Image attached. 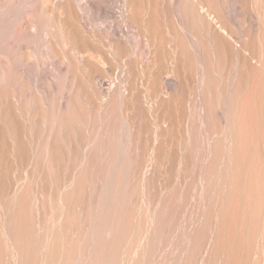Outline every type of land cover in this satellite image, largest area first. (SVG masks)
<instances>
[{"label":"bare ground","instance_id":"bare-ground-1","mask_svg":"<svg viewBox=\"0 0 264 264\" xmlns=\"http://www.w3.org/2000/svg\"><path fill=\"white\" fill-rule=\"evenodd\" d=\"M0 264H264V0H0Z\"/></svg>","mask_w":264,"mask_h":264},{"label":"rangeland","instance_id":"rangeland-1","mask_svg":"<svg viewBox=\"0 0 264 264\" xmlns=\"http://www.w3.org/2000/svg\"><path fill=\"white\" fill-rule=\"evenodd\" d=\"M111 3H107V7H105V8H107V9H105L104 8V11L105 12H107L106 14H102L104 11L103 10H101L100 12H99V14L97 13V14H95L96 16H94L95 17V21L96 20H98V21H96L97 22V24H98V22H99V24H100V27H109V26H111V23H113V25L115 24V19H116V17L120 14L119 13V11H120V9H116V8H119L118 7V4L115 6V4L116 3H112L111 5H110ZM110 6L111 7H113L114 6V8H112L111 10L113 11V12H110ZM109 8V9H108ZM118 11V12H117ZM104 12V13H105ZM116 12V13H115ZM119 13V14H118ZM110 14H111V16H110ZM113 14V15H112ZM99 15H100V17H99ZM108 15V16H107ZM99 17V18H98ZM114 17V18H113ZM111 18H113V21H112V19ZM104 20V21H103ZM111 20V21H110ZM104 23V24H102V23ZM107 24V25H106ZM109 24V25H108ZM102 25V26H101ZM125 26V25H124ZM121 29L123 30V32H125V33H127L126 32V30L127 31H129L130 30V32H128V34L130 35V33H131V35L130 36H133V35H135V30L134 29H132V28H128L127 26H125V28L123 27V26H121ZM125 30V31H124ZM132 30V31H131ZM134 32V33H133ZM111 63V64H110ZM110 64V65H109ZM106 65H108V66H106ZM115 63H113V65H112V62H109V63H106L105 64V66H106V69H108V72L110 73L111 71V73H113V74H110V75H112V76H116L117 74H118V72H119V70H120V68L119 67H117L116 69H113V68H115V66H117V65H115ZM112 68V69H111ZM114 70V71H113ZM182 225L181 226H183V220H182V223H181ZM184 225H185V222H184ZM180 233H181V230L179 229L178 231H176V239H177V237L179 238V236H180ZM132 235H134V234H132ZM131 235V237H130V239H129V242L127 243V245L129 244L130 245V243L132 242V244H133V240L135 239V235L134 236H132ZM134 238V239H133ZM178 241V240H177ZM135 242V241H134ZM179 242H175V244H174V246L175 247H177L178 249H179V244H178ZM131 244V245H132ZM126 245V247H125V251H128V252H126V253H129V251L132 249V247H131V245H130V247L129 246H127ZM133 246V245H132ZM127 247H129V248H127ZM131 248V249H130ZM128 249V250H127ZM130 249V250H129ZM178 249H176V251H178ZM174 251H175V248H174Z\"/></svg>","mask_w":264,"mask_h":264}]
</instances>
